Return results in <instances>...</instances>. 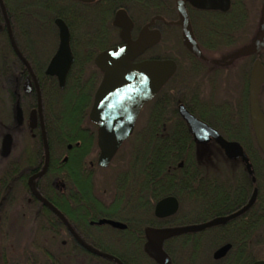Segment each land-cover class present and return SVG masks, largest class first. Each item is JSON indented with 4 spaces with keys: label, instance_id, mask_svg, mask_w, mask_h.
<instances>
[{
    "label": "trees",
    "instance_id": "obj_1",
    "mask_svg": "<svg viewBox=\"0 0 264 264\" xmlns=\"http://www.w3.org/2000/svg\"><path fill=\"white\" fill-rule=\"evenodd\" d=\"M10 17H18V27H14V41L25 60L29 63L40 84L45 115L46 139L50 152L49 170L88 168V160L96 148V135L86 130L87 113L93 94L101 81L102 73L94 61L118 40V30L113 25L116 14L124 10L132 19L135 33L155 17L175 20V0H97L86 3L81 0H2ZM191 13L192 11L189 10ZM2 9L0 7V15ZM250 0H231L227 12H209L207 26L212 42L210 48H230L249 41L253 29ZM61 19L70 31V46L74 63L68 73L64 89H60L55 77L45 74V70L54 51L48 53L45 62L39 59L34 49H26L23 40L29 37L35 40L41 51L47 50L45 42L58 34L55 20ZM159 24L158 22L156 23ZM15 25V24H14ZM56 35V36H55ZM8 42L6 32H0V91L19 90L23 94L24 77L28 74L22 61L18 62L15 51L5 46ZM40 42V44H38ZM4 45V47H3ZM246 56V55H245ZM148 57H159L156 53ZM161 58V57H160ZM185 58L191 55L185 51ZM245 75L249 72L256 55L249 56ZM264 64V50L260 55ZM14 63L16 65L14 66ZM14 67L15 70L14 71ZM188 69L180 65L169 83L148 105L147 125L133 135L128 146V162L125 167L127 181L117 176V196L119 201L126 192L129 199V215L116 216L125 220L128 234L132 235V250H143L144 230L147 227H187L203 224L226 216L230 211L221 201L222 177L225 166L221 162L218 168L201 160L200 145L195 144L187 125L181 119L178 108L183 105L192 112L195 99L190 85ZM18 77L16 82L14 77ZM246 79V78H245ZM248 95V94H247ZM6 99L0 93V106L6 107ZM1 109V108H0ZM211 127L229 141L239 143L245 151L256 179L252 184L243 171V188H257L255 204L240 218L250 223L229 222L218 225L203 233L208 238H192L190 235L175 237L168 241L164 249L177 263L213 251L222 244L229 243L230 264H251L264 261V151L254 136L253 129L224 130L216 127L206 118H202ZM71 146V150L68 147ZM44 153L40 141L30 134L24 136L21 155L24 160L33 161V155ZM68 156V163L58 160V156ZM17 167H10V171ZM219 169V170H218ZM123 175V174H122ZM12 179L8 175L0 176V196L9 193L3 180ZM175 197L180 202V211L171 220H157L153 216L154 206L160 200ZM118 203V202H117ZM118 205H120L118 203ZM86 218L92 216L86 209ZM191 234V233H189ZM206 244L204 245V241ZM176 243V247H170ZM203 245V247L201 246ZM118 255V254H117Z\"/></svg>",
    "mask_w": 264,
    "mask_h": 264
},
{
    "label": "flooded vegetation",
    "instance_id": "obj_2",
    "mask_svg": "<svg viewBox=\"0 0 264 264\" xmlns=\"http://www.w3.org/2000/svg\"><path fill=\"white\" fill-rule=\"evenodd\" d=\"M186 8L192 32L202 57L190 53L184 45L183 29L177 24L179 22V13L176 9V11L173 12L176 14L175 20H166L163 17L158 16L160 19L155 20V23L149 29L152 31L157 30L159 32V42L146 49L141 55L131 58L129 64L131 66H136L148 61L168 60L175 63L176 72L180 65L184 66L190 73L189 79L193 93L195 97H199L192 103V112L186 108L185 109L196 119L208 126L210 125L202 119L203 117L216 125V127L228 131L233 129L243 130L251 128L253 129L254 136L257 140L250 106V81L252 70L256 64H258V67L262 70V74L264 73V64L260 58L263 51L260 54H256V58L254 59L249 72V77H246L244 72L247 59L245 60L244 58L238 57V55L233 59L232 57L229 59V57L226 56L219 57L216 55L225 48H218L216 50L210 48V42L212 41L209 36L210 30L207 26L209 20H207L205 14L221 11L201 10L190 4H187ZM189 10L192 12L190 13ZM17 19L18 17L14 16L12 18L7 12L4 13L3 11L0 15V32H6L8 37V42L5 43V46L13 50L14 48L10 40V34H12L14 38V27H16V29L18 27ZM128 19L131 22V28L128 34L123 33L125 27L114 25V19L113 25L118 30L119 41L115 45L109 47L106 51L123 48L132 44L138 39L141 29L153 20L152 19L135 33L133 21L129 16ZM157 22L159 23L158 25L156 24ZM22 43L26 49L34 48V43L29 37H25ZM162 46H171L173 48V54H178V57L171 55L169 50L165 51V47L163 50ZM185 51L191 55L189 60L185 58ZM55 53L52 55L51 59ZM153 53H156L159 57H148L149 54ZM17 58L18 62H20L21 59L18 56ZM51 59L49 60V63ZM13 64L14 66L16 65L14 62ZM25 67L28 74L24 77L22 86L23 94H21L18 89H12V91H0L2 97L6 99V107L4 108L3 106H0L2 119L1 129L4 132L0 144V157L2 161L0 165V176L8 175L12 178L1 181V183L5 182L9 195L8 197L3 195L0 196V264H161L146 250L149 243L146 231L149 228L156 230L172 228H145L144 240L142 241L143 250L140 252H133V237L131 234L127 233L129 229L126 221L116 219V216L130 214L128 210L129 199L126 194L128 187L121 185L120 189L123 188L126 192L123 198H121L122 201H119L117 196V186L115 184L117 176H123V184L127 181L125 176L127 171L124 168V170L122 169L119 173L115 174L114 178L110 179V176L105 177V180H102L103 187L100 186L98 181L99 171L105 172L116 159L128 155L129 149L127 144L132 140V137L137 130L143 129L147 125L148 105L158 94L143 106L136 118L132 134L121 144L109 165L107 167H100L98 161L101 150L98 146V140L101 123L99 120L92 119L91 113L96 93L104 78V71L96 66V68L102 73V78L93 94L92 101H90L91 106L87 113V120L85 123L86 130L92 131L96 135V148L93 151L95 159L88 161L89 169L87 170L80 167L78 169H59L51 172L49 170V152L48 168L43 175L38 176L46 165L45 142L47 143V139L45 115L39 81L35 75L34 78H32L26 65ZM14 71H16L15 67ZM14 78L16 82L19 81L18 77L15 76ZM28 78H30L31 85L26 88ZM123 80L125 81L124 86H126L125 78H123ZM169 81L161 88V90L169 83ZM262 83L264 85L263 78L259 88L258 103ZM225 90L226 92L240 90L241 95L239 102L234 105L233 102H229L227 99L221 101V92ZM230 96H232V94ZM259 108L264 115L260 103ZM18 109L21 110L22 116L20 123L17 119ZM178 113L180 115L179 108ZM144 114L145 118L142 119ZM181 119L183 120L182 117ZM185 124L187 125L186 122ZM17 133L23 138V141L26 134H30L33 139L40 141L44 153L41 155H33V161L31 160L28 162V160H24V164H21L23 156L13 152L14 135ZM8 135L12 138V145L9 155L4 157L2 156V143L4 138ZM211 143L216 144L213 141L209 144ZM68 150L71 149L68 147ZM57 158L64 164L68 163L69 160L66 155L58 156ZM225 158L227 164L224 165L225 169L221 172L223 183L221 201L223 207L227 210L230 209L231 212L220 218H227L242 211L251 202L255 193V201L257 198L256 187L247 190L241 185L243 171L238 167H245L250 182L255 184L256 179L253 170L252 174H250L246 165L240 159L232 160L226 155ZM10 167L17 168L10 171V169H8ZM31 179H34L33 189L30 185ZM106 185H108V190L110 192L105 189ZM175 199L178 201L177 198ZM255 201L252 206L255 204ZM117 202L120 205H118ZM159 202L155 204L153 210V216L157 220L165 221L174 219L180 211V202L178 201L179 208L174 215L165 218H158L155 216V207ZM50 206L55 208L60 215ZM86 209L92 216L91 218L85 217ZM246 211L231 218L225 224L230 221L236 224H241L243 222L250 223L251 220L239 217ZM102 220L118 222L125 225L126 228L117 229L109 224L98 225ZM214 220L198 225H204ZM213 227L206 228L199 232H191V234L185 233L174 236L164 241L162 245L163 250L167 254L164 246L168 241L175 237L190 235L194 239L197 237H204L207 239L208 235H203V233ZM205 244L206 240L204 241V245ZM201 246L203 247V245ZM226 246H230L228 252L223 257L217 259L215 257L216 252ZM170 247H176V243H172ZM231 250L232 245L225 243L213 251L208 250L204 254L201 253L198 256L189 258L187 261L179 259L176 264H230L229 254ZM167 256L170 258L171 263L175 264V261L170 255L167 254ZM256 262L251 264H255Z\"/></svg>",
    "mask_w": 264,
    "mask_h": 264
},
{
    "label": "water",
    "instance_id": "obj_3",
    "mask_svg": "<svg viewBox=\"0 0 264 264\" xmlns=\"http://www.w3.org/2000/svg\"><path fill=\"white\" fill-rule=\"evenodd\" d=\"M86 3H92L97 0H81ZM176 8L179 13V22L177 23L183 29L184 45L188 51L198 57H202L200 49L195 41L192 27L188 18L187 4L201 10H213L227 12L231 5V0H175ZM0 7L6 13L4 3L0 0ZM6 15V14H5ZM157 17L148 25L141 29L138 39L132 44L108 50L100 54L95 64L98 68L104 71V78L96 93L93 110L91 113L92 119L99 120L101 123L98 146L101 150L98 164L100 167H107L114 158L121 144L132 134L136 118L143 106L150 102L161 90V88L170 80L176 72V65L172 61H148L136 66H131L129 60L141 55L149 47L156 45L160 40V34L157 30L149 28L159 20ZM55 25L58 29L59 45L58 49L51 59L46 75L55 77L59 83L60 89H64L68 73L74 63V55L70 46V31L65 22L61 19L55 20ZM115 26L125 27L123 33L128 34L131 28V22L128 19L127 13L122 10L115 16ZM10 40L17 56L27 66L32 78L34 74L17 48L12 34ZM264 50V0H262V25L259 36L254 44L246 48L245 55L253 56L260 54ZM262 70L256 64L252 70L250 81V106L254 123V130L259 145L264 151V115L262 114L258 95L259 88L262 82ZM126 86H124V80ZM128 81V83H127ZM31 85L30 78L27 79L26 88ZM180 115L187 123L189 132L194 138L197 145H205L210 142H215L229 159H240L247 167V170L252 174V166L249 159L243 150L242 146L237 142H230L224 139L216 130L207 124L196 119L191 115L184 106L179 107ZM21 110L18 109L17 119L20 123ZM12 145L10 135L6 136L2 143V156L9 155ZM46 149V165L43 171L38 175H43L49 162V149L45 142ZM71 149V146H69ZM33 180H30L31 188L33 189ZM256 193L251 202L239 213L227 217L218 218L214 221L204 224L183 228L172 229H147L149 243L146 247L148 253L161 264H172L170 258L163 250L164 241L185 233L199 232L206 228L225 224L231 218L246 211L255 201ZM51 207V206H50ZM52 208V207H51ZM179 208L178 201L169 197L160 201L155 207V216L165 218L174 215ZM57 214L59 212L52 208ZM60 215V214H59ZM109 224L117 229H125L126 226L113 221L102 220L98 225ZM230 246H226L216 252L215 257H223ZM98 253V252H96ZM99 254V253H98ZM102 255V254H101ZM255 264H264V261L256 262Z\"/></svg>",
    "mask_w": 264,
    "mask_h": 264
},
{
    "label": "rangeland",
    "instance_id": "obj_4",
    "mask_svg": "<svg viewBox=\"0 0 264 264\" xmlns=\"http://www.w3.org/2000/svg\"><path fill=\"white\" fill-rule=\"evenodd\" d=\"M250 4L252 7V13H251V21H252V25H253L252 31L254 33H252L251 36H249V41H246L243 44L241 42L240 44H237L234 47L225 48L222 51H220V53H218V55H216V56H219V57L220 56H226V57H229V59H231L230 57H232V59H233V58H236L238 55V57L244 58L245 60L247 59L246 58L247 55L245 56V50H246V48H248L249 46H251L252 44H254L256 42V40L259 36V33L261 31V25H262V0H250ZM32 41H33V38H32ZM33 43H34L35 51L38 54H39V52L41 53L39 55L45 54V56H42L39 59L40 62L44 63L47 56H48V53H50L52 50L54 51V48H55V52H56V49L59 45V36L57 34L55 39L53 38V40H52V37H51V38H49V42L48 41L45 42V46L47 48V50L44 51L45 53H43L41 51L42 47L38 46L36 44L35 40L33 41ZM38 44H40V42H38ZM52 46L54 48H52ZM164 47H165V51L169 50V53H171V55L178 57V54H173L174 52H173V50H172L173 48L171 46H168V47L164 46ZM164 47H163V50H164ZM232 49H234V50H232ZM49 50H51V51H49ZM247 61H248V59H247ZM262 78L264 79V75L262 76ZM221 94H222V96H221L222 98H220L221 101L227 99V101H229V102L231 101L235 105L240 100L241 91L236 90L235 92H226V90H225V91L221 92ZM231 94H232V96H230ZM259 103H260V107L264 113V85H263V83L261 85ZM6 110H7V108H6ZM144 118H145V114L142 116V119H144ZM1 128H2V119H1V114H0V144H1V140H2V135L4 133ZM200 146H201L200 147V157H201V160L207 162L206 164L211 165V162H212L214 165H216L217 168H218V163H216V162H221L224 165L227 164L224 152L220 149L219 146H217L216 144H213V143L208 144V145H200ZM22 149H23V138L20 137V135L17 133L14 135V151L13 152L15 154H20ZM0 153H1V149H0ZM123 153H124V151H123ZM128 158H129L128 155L125 157L122 156L121 158L116 159L105 172L99 171L98 181L100 183V186L103 185L102 180L103 179L105 180V177L110 176V179L114 178L115 174L119 173L122 169L124 170V168L127 166ZM94 159H95V157L92 155L88 161H92ZM214 160H216V162ZM1 163H2V161H1V157H0V165H1ZM105 189L108 192H110L108 190V185L105 186Z\"/></svg>",
    "mask_w": 264,
    "mask_h": 264
}]
</instances>
